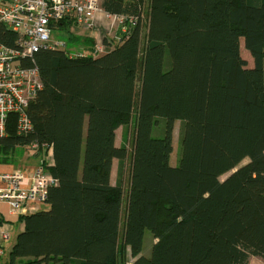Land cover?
I'll return each mask as SVG.
<instances>
[{
    "label": "trees",
    "instance_id": "1",
    "mask_svg": "<svg viewBox=\"0 0 264 264\" xmlns=\"http://www.w3.org/2000/svg\"><path fill=\"white\" fill-rule=\"evenodd\" d=\"M101 4L111 15L137 18L125 23L127 33L103 39L105 53L92 45L77 57L84 51L64 44L21 59L39 68L43 89L27 108L30 132L20 134L10 115L0 162L19 147L53 149V164L41 165L57 183L47 208L21 217L25 228L7 264L264 260V0ZM66 21L73 22L53 30ZM18 39L0 23L1 44L20 49ZM132 122L131 152L130 135L117 146L116 132ZM147 230L157 240L149 255L142 253Z\"/></svg>",
    "mask_w": 264,
    "mask_h": 264
},
{
    "label": "built area",
    "instance_id": "2",
    "mask_svg": "<svg viewBox=\"0 0 264 264\" xmlns=\"http://www.w3.org/2000/svg\"><path fill=\"white\" fill-rule=\"evenodd\" d=\"M101 5V0H0V23L19 34L17 43L20 45V49H16L0 43V138L6 135V126L13 113L18 117L20 134L33 129L27 108L43 89V81L39 68L25 66L21 59L32 58L40 48L64 45L52 42L53 26L59 21L71 18L80 27L93 30L97 14L103 11ZM106 16L115 30L113 36L119 29L124 34L128 32L126 22L137 24L134 16L111 15L107 12ZM94 52L105 53L104 45L96 44ZM72 55L83 57L87 53ZM31 174L27 182V174L22 170L0 172V182L6 183L5 188H0V201L8 202L12 210L23 214L34 209V205L45 204L48 190L57 183V179L42 165Z\"/></svg>",
    "mask_w": 264,
    "mask_h": 264
},
{
    "label": "crops",
    "instance_id": "3",
    "mask_svg": "<svg viewBox=\"0 0 264 264\" xmlns=\"http://www.w3.org/2000/svg\"><path fill=\"white\" fill-rule=\"evenodd\" d=\"M114 31L111 27V21L106 16V12L102 11L97 14L96 23L93 30H89L84 27H80L75 22L62 23L58 26L52 35V42L57 44L58 42L64 43L63 47L67 51L87 52L91 49L92 45L103 43V39L110 33ZM108 37V36H107ZM118 132V130H117ZM116 132V134H117ZM116 145H118V134L116 139ZM53 149L48 152L40 153L37 152L33 147H19L15 150L13 155L8 157V160L0 162V172H14L16 170H22L27 174V182L32 176V172L42 164L41 161L45 160L49 165L53 164ZM113 170V167H112ZM114 171V170H113ZM112 171V176H113ZM111 182L112 177H111ZM114 183V182H113ZM6 183L0 182V188H5ZM34 209H29V212L23 214L20 211L12 210V207L8 202L0 201V250L2 253L0 255V264H7L9 261V255L14 248V245L18 239L19 233L25 228L24 222L21 220L23 215L30 214L32 212L40 211L41 209L47 208L46 204L34 205ZM144 237V241H145ZM157 240L150 237L146 238L144 248L142 253L149 255L152 245ZM147 242L149 244V249H146ZM133 259L127 264H132Z\"/></svg>",
    "mask_w": 264,
    "mask_h": 264
},
{
    "label": "rangeland",
    "instance_id": "4",
    "mask_svg": "<svg viewBox=\"0 0 264 264\" xmlns=\"http://www.w3.org/2000/svg\"><path fill=\"white\" fill-rule=\"evenodd\" d=\"M114 33H115V30L110 32L107 36L109 38H113L114 36ZM106 36V37H107ZM240 46H241V53H242V57H244L247 61H248V66H253L254 64V59L253 57L251 56V54L246 50L245 48V45H243V42L240 43ZM181 129H182V121H176L175 122V126H174V134H173V144H174V150H173V153L171 154L172 156V164L173 165H176L179 161V158H180V149H181V144H180V141H181ZM125 132H127L129 135H130V141H129V148H130V151L132 152V138H133V133H134V122H132L130 125L128 126H121V128L118 129V145H121L122 144V140L124 138V135H125ZM247 162V160L243 161L242 163H245ZM118 166H119V161L116 159L114 161V164H113V176H112V181L114 183H117V177H118ZM130 160L127 161V166H126V173H125V193L127 192V189L129 187V173H130ZM228 175H222L221 178L222 180L226 179ZM152 235L151 231L147 230L146 231V234H145V237H150ZM146 238H145V241H146ZM149 249V244L147 242V246H146V249ZM250 264H264V260H262L260 257H251L250 258Z\"/></svg>",
    "mask_w": 264,
    "mask_h": 264
}]
</instances>
